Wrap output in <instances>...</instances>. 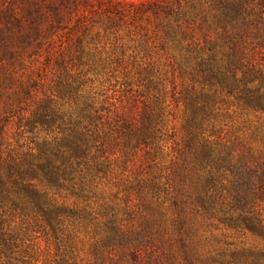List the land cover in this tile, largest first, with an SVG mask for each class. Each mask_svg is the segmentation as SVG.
<instances>
[{
    "label": "trees",
    "instance_id": "trees-1",
    "mask_svg": "<svg viewBox=\"0 0 264 264\" xmlns=\"http://www.w3.org/2000/svg\"><path fill=\"white\" fill-rule=\"evenodd\" d=\"M251 3L176 0L170 10L165 35L183 53L172 67L192 84L181 97L184 137L169 174L156 163L165 140L159 82L150 81L151 97L132 95L116 118L92 101L66 111L68 83L20 117L17 148L0 158V264H46L52 250L56 264H122L127 256L140 264H264V29L247 26ZM260 3L253 7L261 20ZM217 85L246 118L243 126L258 117L247 139L217 123V101L204 89ZM212 228L263 246L218 239L221 247L206 248Z\"/></svg>",
    "mask_w": 264,
    "mask_h": 264
},
{
    "label": "rangeland",
    "instance_id": "rangeland-1",
    "mask_svg": "<svg viewBox=\"0 0 264 264\" xmlns=\"http://www.w3.org/2000/svg\"><path fill=\"white\" fill-rule=\"evenodd\" d=\"M249 2L252 3L244 13L246 24L262 33L264 18L260 20L256 15L259 10L253 7L260 5V0ZM176 5V0H0V113L6 116L0 158H8L10 151L17 148L20 117H31L46 97H58L61 84L73 87L64 101L69 113H77L84 108V102L92 101L96 107L109 109V115L116 118V113L128 111L132 95L151 97L153 81L160 83L166 107L165 140L160 143L162 152L156 163L164 174H169L184 137L185 106L181 97L192 84L173 69L175 57L183 53L174 49L165 35L168 15ZM199 22L194 25V34L204 45ZM209 37L215 40L217 34ZM6 47L9 51L4 53ZM151 67L158 73L149 78ZM204 89L217 101V123L225 125V129L240 128L238 134L247 139V127L258 124V117L249 116L243 126L246 118L218 85ZM137 106L134 116L141 123L139 109L143 104ZM8 108L11 113H7ZM143 154L139 151L138 162ZM204 234L206 248L211 249L222 246L218 239H234L225 237L233 235L222 228H212ZM234 240L248 245L259 243L251 236ZM87 241L83 249L89 258ZM44 259L46 264H56L53 250ZM124 262L140 264L131 256L121 263Z\"/></svg>",
    "mask_w": 264,
    "mask_h": 264
}]
</instances>
